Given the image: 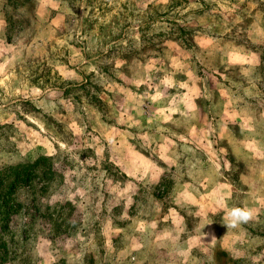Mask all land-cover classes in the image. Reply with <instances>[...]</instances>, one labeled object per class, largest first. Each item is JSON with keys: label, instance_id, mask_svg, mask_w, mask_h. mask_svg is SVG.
Wrapping results in <instances>:
<instances>
[{"label": "rangeland", "instance_id": "374dc122", "mask_svg": "<svg viewBox=\"0 0 264 264\" xmlns=\"http://www.w3.org/2000/svg\"><path fill=\"white\" fill-rule=\"evenodd\" d=\"M40 158L0 264H264V0H0V170Z\"/></svg>", "mask_w": 264, "mask_h": 264}, {"label": "trees", "instance_id": "16d2710c", "mask_svg": "<svg viewBox=\"0 0 264 264\" xmlns=\"http://www.w3.org/2000/svg\"><path fill=\"white\" fill-rule=\"evenodd\" d=\"M41 158L37 159L32 164H24L20 163L16 166H11L7 169L0 170V205L1 207H5L8 203V198L12 195L11 192L15 185L21 180L24 179L22 173H26V177H30L31 169L37 166L41 162ZM10 207L8 209H3L1 211V219L3 221V225H6L10 221L11 212Z\"/></svg>", "mask_w": 264, "mask_h": 264}, {"label": "clouds", "instance_id": "9594fccd", "mask_svg": "<svg viewBox=\"0 0 264 264\" xmlns=\"http://www.w3.org/2000/svg\"><path fill=\"white\" fill-rule=\"evenodd\" d=\"M255 213L252 208L247 206H233L226 212V227L237 228L241 224L252 221Z\"/></svg>", "mask_w": 264, "mask_h": 264}]
</instances>
